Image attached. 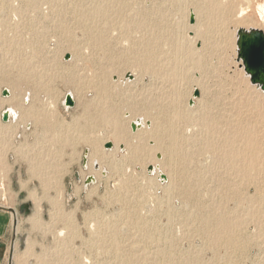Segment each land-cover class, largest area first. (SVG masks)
<instances>
[{
  "label": "rangeland",
  "instance_id": "obj_1",
  "mask_svg": "<svg viewBox=\"0 0 264 264\" xmlns=\"http://www.w3.org/2000/svg\"><path fill=\"white\" fill-rule=\"evenodd\" d=\"M96 6L107 16L91 18ZM234 7L221 21L207 0H0V205L14 211L17 239L9 264H264V167L239 178L200 141L206 112L222 124L249 123L264 143V95L229 43L234 26L255 19H236ZM181 47L189 52L172 90L158 72ZM168 91L187 113L168 120L178 130L174 154L165 133L153 134ZM9 107L18 117L4 122ZM136 118L149 126L132 131ZM115 130L125 139L117 142ZM152 160L164 182L148 172ZM90 174L95 182L85 185ZM221 218L234 230L214 234Z\"/></svg>",
  "mask_w": 264,
  "mask_h": 264
},
{
  "label": "bare ground",
  "instance_id": "obj_2",
  "mask_svg": "<svg viewBox=\"0 0 264 264\" xmlns=\"http://www.w3.org/2000/svg\"><path fill=\"white\" fill-rule=\"evenodd\" d=\"M45 1V0H44ZM13 2V1H12ZM34 2V1H33ZM37 4V3H36ZM57 4V3H56ZM61 4V3H60ZM65 4V3H64ZM39 5V4H38ZM235 5H237V11H236V19L237 18H240L242 17L244 14H247L248 12L250 13H253V17L255 19V22L253 23H249L247 25H243V23L241 25H236L234 26V28H232L231 30V33L229 34V36H231V39H229V43H231V48H232V59L234 60L235 55H236V34H237V30L239 28H244V29H250V28H255V29H259L261 30L263 33H264V0H207V6L208 7H213L212 10L216 11V12H219L220 15H221V21H223V18H226L228 17L233 10H235ZM54 6V5H53ZM58 6V5H57ZM35 7V6H34ZM72 7H77L76 6H72ZM42 8V7H41ZM46 8V7H45ZM56 8V7H55ZM68 8L70 9V7L68 6ZM78 8V7H77ZM76 8V9H77ZM82 9V7H80ZM67 9V8H66ZM80 9V10H81ZM87 9V8H86ZM71 10V9H70ZM69 10V11H70ZM74 10V9H73ZM78 10V9H77ZM48 11V10H47ZM82 11V10H81ZM83 15H88L93 18L94 16L95 17H98V16H107L105 13H107L104 8L102 7H93V9H90L89 12H87L86 10H83ZM124 11V10H123ZM66 12V11H65ZM87 12V13H86ZM77 12H75L76 14ZM79 13V12H78ZM81 13V12H80ZM85 13V14H84ZM70 14V13H69ZM190 14H193V12H190ZM88 16V18H90ZM192 16V15H191ZM79 17V16H78ZM214 17V16H213ZM217 17V16H216ZM75 18V17H74ZM87 18V17H86ZM215 18V17H214ZM218 20V18H215ZM227 19V18H226ZM92 21V20H91ZM253 21V20H252ZM116 22V21H115ZM217 22V21H216ZM246 23V22H245ZM107 24V23H106ZM229 24V23H228ZM92 26V25H91ZM97 24L94 23V27H96ZM219 26V25H218ZM239 26V27H238ZM93 27V28H94ZM99 27V26H98ZM228 28V27H227ZM229 31V30H228ZM94 35V34H93ZM156 35V34H155ZM226 33L224 34V36L222 35V38L223 40L221 41L220 40V47L223 46V43L227 44V41L226 39L229 38L228 35L226 37ZM98 38H101L102 36L101 35H97ZM158 36V35H157ZM209 38V37H208ZM212 38V37H211ZM210 38V39H211ZM215 38V37H214ZM221 38V37H220ZM96 39V38H95ZM208 39L210 42L212 41V39L210 40ZM204 40V39H203ZM202 41V40H201ZM207 41V40H206ZM217 41V40H215ZM225 41V42H224ZM205 42V41H204ZM213 42V41H212ZM217 43V42H216ZM214 42V44H216ZM98 44V43H97ZM206 45V44H205ZM204 45V46H205ZM211 45V44H210ZM203 46V45H202ZM209 46V45H208ZM213 46V45H212ZM216 49V48H215ZM214 50V49H213ZM220 50V49H219ZM211 51V50H209ZM189 52L188 50H184L183 47L181 48H176L173 53L178 55V54H181L183 55L181 58L174 55V59L172 60V64H169V65H166L165 68L167 70H165L164 68L162 70H165V71H160L158 72V74L161 76V78L163 79L164 82L167 83V85H169V87L172 88V90L174 89V87L176 86L175 84L177 83V77L179 75L180 72H182L185 68V66L183 65V60H186V57L184 59V56L185 54L184 53H187ZM190 52H192L191 54V57L189 58H192V55L194 54L193 53V50H190ZM201 57V56H200ZM169 59V58H168ZM188 59V58H187ZM231 59V60H232ZM197 61L199 62L201 59L199 58H196L194 59V61ZM236 60V59H235ZM192 61V60H191ZM167 63H170L167 62ZM240 64V62H236V64ZM241 70V72L243 70L242 67L239 68ZM167 71H171L170 73H168ZM157 74V75H158ZM244 77H246V79L248 78V76L245 74L244 72ZM161 79V80H162ZM249 80V78L247 79ZM104 83V82H103ZM101 85V84H100ZM99 85V86H100ZM166 85V86H167ZM254 86V85H253ZM106 87V84H104L103 86H100L99 88V91L100 92H103V94H105L104 92L105 91V88ZM168 87V86H167ZM177 87V86H176ZM175 87V88H176ZM256 87V86H255ZM170 88V89H171ZM177 89V88H176ZM258 89V88H257ZM169 90V89H168ZM261 93H263L264 95V92L261 91L260 89H258ZM169 92V91H168ZM174 91H171V93H167V92H164L163 96L160 97L161 100L163 99L165 102H167V104L164 106L163 110H161L162 113H160V116L161 117H157V119L159 120V122L154 126L153 128V134H158L157 136H159V131L162 133H165L169 139V141H171L172 143L171 144V154H174L175 150H174V147H173V144H175L179 138L176 137V133L178 132V130H173L170 129L169 130V127H168V120L170 117H172V113H174L173 115V118L174 116H177L179 118H184L185 116L184 115H187L186 114H182L181 112H179V110L176 108V105H177V101H176V98L174 96L175 92L173 93ZM243 92V91H242ZM68 94V93H67ZM71 96L72 94L69 93ZM178 94V93H177ZM106 95V94H105ZM176 95V94H175ZM104 96V95H103ZM157 96V95H156ZM160 96V95H159ZM27 98V97H26ZM73 98V96H72ZM192 98H195L192 96ZM249 100V99H248ZM247 100V101H248ZM25 101L27 102V99H25ZM247 101H244V102H240V103H244L243 106H246L247 105ZM252 102H254V104H256V100H252ZM153 103V102H152ZM165 104V103H164ZM180 104V103H179ZM253 104V105H254ZM205 107V106H204ZM203 107V108H204ZM208 106H206L207 108ZM202 108V109H203ZM6 110V109H5ZM8 112H9V118L13 119V118H16L18 117V113L16 110L13 109V107H9L7 108ZM156 110V109H155ZM209 110V108H208ZM204 111V110H203ZM202 111V112H203ZM207 111V110H206ZM23 113V112H22ZM204 113V112H203ZM211 113V112H210ZM106 114V113H105ZM205 115H203V120H202V129H201V133L203 134V136H201L202 138L200 139L201 143H202V148L206 149V150H210L212 152H214L213 154L216 155V160H218L219 158L221 159V163L222 165L224 164H227V163H224L223 162H229L230 165L231 163L236 165V166H233V171L235 172V174L239 177V178H243L245 177V179H252L256 176L251 173V172H261L263 169L262 167V164H264V143L261 142V140L255 135V131L254 129L249 125V123H243V122H240L237 120V118L235 120H232V119H228L230 121H228L226 124H222L218 119H216L213 114L209 115L207 114L206 112L204 113ZM202 116V115H201ZM260 117V116H259ZM264 117V116H263ZM34 118H36L37 120V117L35 116ZM187 120V119H186ZM222 121V119H220ZM132 122H135L137 124H140L141 126L137 129H140L142 127H144V125L148 123H145V120L144 118H136L134 120H131ZM172 121V120H171ZM173 122V121H172ZM195 122V121H194ZM150 123V122H149ZM174 123V122H173ZM188 124H190V120L189 122H187ZM186 123V124H187ZM196 123V122H195ZM260 123V122H259ZM167 124V125H165ZM255 125V124H254ZM172 126V125H171ZM229 126H233V127H229ZM256 126V125H255ZM260 126V125H258ZM186 127V126H185ZM254 127V126H253ZM172 128V127H171ZM199 128V127H198ZM136 129V130H137ZM189 129V128H188ZM258 129V128H257ZM261 129V128H260ZM135 130V131H136ZM185 130V129H183ZM190 130V129H189ZM172 131V132H170ZM192 131V130H191ZM196 131V130H195ZM262 131H264V129H262ZM182 132V131H181ZM259 132V130H258ZM261 132V131H260ZM124 132L123 131H119V130H115L114 132V139L118 142V141H121V140H124L125 139V136L123 134ZM190 133V132H189ZM188 133V134H189ZM175 134V135H174ZM192 134V133H191ZM263 134V133H262ZM263 137V136H262ZM160 138V137H159ZM178 138V139H177ZM184 138V137H183ZM182 139V138H181ZM195 139V138H194ZM193 139V140H194ZM184 140V139H183ZM189 140V139H188ZM197 141V140H196ZM195 141V142H196ZM199 141V140H198ZM189 142V141H188ZM115 143V142H114ZM200 143V142H199ZM96 144V143H95ZM191 145V144H190ZM198 145V144H197ZM140 146V145H139ZM175 146V145H174ZM200 146V145H199ZM114 147H117L116 144H114ZM201 147H198L200 149H202ZM93 150H92V153L91 155L92 156H97L98 155V147L96 146H92ZM119 150H123L119 148V145H118V148ZM179 151V150H178ZM143 152V151H142ZM141 150L140 148H134L133 151H132V156L134 157H138V155L140 154L141 155ZM202 152V151H201ZM205 152V151H204ZM182 153V152H181ZM186 154V153H185ZM190 159V158H189ZM201 160V159H200ZM95 161L96 159H93L92 160V165L94 167V164H95ZM153 162H151L152 166H153V170L152 171H148L150 174H155L156 177L158 179H160V181L164 182L166 179H161L160 178V173H163V170L160 168V165L158 163V161L156 160H152ZM160 162V161H159ZM186 162V161H185ZM219 162V161H218ZM98 163V162H96ZM213 163V162H212ZM186 166V165H185ZM231 166V167H232ZM186 168V167H185ZM227 168V167H226ZM230 168V167H229ZM225 169V168H224ZM231 169V170H232ZM96 170V169H95ZM101 172H103L102 170V165H99V168L97 169ZM129 170V169H128ZM222 171V170H220ZM230 173V172H229ZM212 174V173H211ZM199 175V174H198ZM262 175V174H261ZM208 176V175H207ZM264 176V175H263ZM262 176V177H263ZM115 177V176H114ZM261 177V176H260ZM197 178V177H196ZM211 178V177H210ZM218 178V177H217ZM259 178V176H258ZM178 179V178H177ZM191 179V178H190ZM223 179V178H222ZM187 180V179H186ZM206 180V179H205ZM215 180V179H214ZM194 181V180H193ZM198 181V180H197ZM195 181V182H197ZM228 181V180H227ZM258 182H262V181H258ZM257 182V183H258ZM168 183V182H167ZM192 183V182H191ZM255 183V182H254ZM213 184V183H212ZM226 184V183H225ZM256 184V183H255ZM260 185V184H258ZM222 186V185H221ZM261 186V185H260ZM208 188V187H207ZM228 188V187H226ZM186 189V188H185ZM136 190V189H135ZM226 191V190H225ZM234 191V190H233ZM222 192V190H221ZM228 192V191H227ZM211 194V193H210ZM260 194V193H259ZM262 194V193H261ZM236 195V194H235ZM240 195V193H239ZM32 196V195H31ZM231 198V197H230ZM244 198V197H243ZM251 200V199H249ZM244 201V200H243ZM245 202V201H244ZM248 202V201H247ZM39 203V202H38ZM188 204V203H187ZM235 204V203H234ZM242 204V203H241ZM245 204V203H244ZM257 205V204H256ZM260 205V204H259ZM246 206H248L247 204L245 205V209H248L246 208ZM251 206V205H250ZM249 207V206H248ZM258 208V207H257ZM244 209V207H243ZM242 209V210H243ZM252 209V208H251ZM250 209V210H251ZM260 209V208H258ZM264 209V208H263ZM248 210V211H250ZM257 210V209H256ZM237 211V210H236ZM244 211V210H243ZM246 211V210H245ZM254 211V209L252 210ZM264 211V210H263ZM199 212V211H198ZM234 212V211H233ZM256 212V211H255ZM249 213V212H248ZM241 214V213H240ZM221 215V214H220ZM235 216V215H234ZM254 216V215H253ZM256 216V215H255ZM201 217V216H200ZM212 217V216H211ZM37 218V217H36ZM210 218V217H208ZM222 220H219V227H216V230H215V233L214 234H218V233H221V232H227L229 230H234V227H235V221H229V220H226L225 218H221ZM229 219V218H228ZM208 220V219H207ZM243 220V219H241ZM253 220V219H252ZM250 221V220H249ZM248 221V223H249ZM209 222V221H208ZM218 223V222H217ZM202 224V223H201ZM215 225V224H214ZM255 225V224H254ZM256 228V227H254ZM203 229V228H202ZM243 229V228H242ZM255 230V229H254ZM203 231V230H202ZM237 235V234H236ZM141 236V235H140ZM210 236V235H209ZM216 236V235H215ZM234 236V234H233ZM141 238V237H140ZM162 238V237H161ZM226 244V243H225ZM168 245V244H167ZM166 245V246H167ZM246 245V244H245ZM173 248V247H172ZM264 249V248H263ZM262 249V250H263ZM209 251V250H208ZM264 254V253H263ZM216 259V258H215ZM242 263V262H240ZM229 264V263H228Z\"/></svg>",
  "mask_w": 264,
  "mask_h": 264
},
{
  "label": "water",
  "instance_id": "obj_3",
  "mask_svg": "<svg viewBox=\"0 0 264 264\" xmlns=\"http://www.w3.org/2000/svg\"><path fill=\"white\" fill-rule=\"evenodd\" d=\"M190 22H193V17H191ZM236 60L240 62V67L243 68L245 74L249 78V82L256 86V88L260 89L264 92V33L255 28L250 29H244L239 28L237 30L236 34ZM65 60L70 59V54H66L64 56ZM128 77H132L131 74H127ZM2 94L4 96L9 95V91L7 89H4L2 91ZM200 95V92L198 89H194L193 91V97H198ZM65 105L73 106L74 100L72 96L68 93L65 97ZM194 101L193 99L189 100V105H193ZM2 120L8 121L9 119V112L8 110L2 111L1 114ZM141 125L137 124L135 122L130 123V128L132 131H135L137 128H139ZM113 147V143L111 141H108L104 144V148L111 149ZM119 148L122 149L123 145L120 144ZM87 154L88 149L84 150V155L82 158V164L83 166H86L87 162ZM158 159L161 158L160 154H157L156 156ZM99 165L95 162L94 169H98ZM153 166H148V171H152ZM104 173V171L102 172ZM161 179H166V175L163 173H160ZM95 182V176L90 174L86 177L84 184H90ZM28 205H25L26 211L28 212Z\"/></svg>",
  "mask_w": 264,
  "mask_h": 264
},
{
  "label": "crops",
  "instance_id": "obj_4",
  "mask_svg": "<svg viewBox=\"0 0 264 264\" xmlns=\"http://www.w3.org/2000/svg\"><path fill=\"white\" fill-rule=\"evenodd\" d=\"M13 214L14 211L0 205V264H9L11 248L17 242L14 236Z\"/></svg>",
  "mask_w": 264,
  "mask_h": 264
},
{
  "label": "built area",
  "instance_id": "obj_5",
  "mask_svg": "<svg viewBox=\"0 0 264 264\" xmlns=\"http://www.w3.org/2000/svg\"><path fill=\"white\" fill-rule=\"evenodd\" d=\"M9 119H10V118H9ZM9 119H8V120H9Z\"/></svg>",
  "mask_w": 264,
  "mask_h": 264
}]
</instances>
